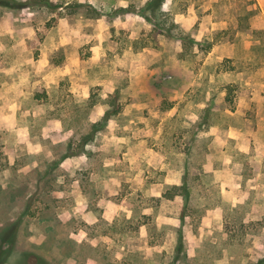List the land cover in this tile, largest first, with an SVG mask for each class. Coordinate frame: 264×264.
I'll list each match as a JSON object with an SVG mask.
<instances>
[{
    "label": "rangeland",
    "instance_id": "rangeland-1",
    "mask_svg": "<svg viewBox=\"0 0 264 264\" xmlns=\"http://www.w3.org/2000/svg\"><path fill=\"white\" fill-rule=\"evenodd\" d=\"M17 1L0 4L4 264H264V0H165L151 22L147 0Z\"/></svg>",
    "mask_w": 264,
    "mask_h": 264
},
{
    "label": "trees",
    "instance_id": "trees-1",
    "mask_svg": "<svg viewBox=\"0 0 264 264\" xmlns=\"http://www.w3.org/2000/svg\"><path fill=\"white\" fill-rule=\"evenodd\" d=\"M38 2H41L45 7H47L48 9H50L51 11H54L55 8L61 6V4H57L55 2H53L52 0H35ZM165 0H147L145 5L143 6L144 9H150V14H147L145 12H143V16L145 17L146 20L148 21H152V17L153 16H157L158 15V9L161 7V5L163 4ZM0 4L2 5H6L7 7L10 8H26L29 7V3H23L17 0H10L9 2L7 0H0ZM75 5L78 7H89L92 8V6L86 2H75ZM97 103L96 100H90L88 101V105L92 106L93 104ZM120 111V107L118 105H115L112 109H106L102 115V117L97 120V121H93L90 123V127L91 130L87 135H83V142H85V140L91 138L99 129L103 128V124L104 122H106L107 120H109L113 115H115L116 113H118ZM86 140V141H87ZM82 142V141H81ZM187 187H189V183L187 182L186 178L184 177L182 179V182L180 184H178V186H173V188L175 189H180L182 195L185 196V198L187 199L188 196V191H187ZM176 193V192H174ZM174 193L172 194H164V196L166 197H172L174 196ZM186 213L182 211V217H184ZM9 255V250L5 249L2 245H0V264H4L6 262L7 256ZM25 264H28L27 262ZM31 264V263H30ZM34 264V263H32ZM35 264H41V262H36Z\"/></svg>",
    "mask_w": 264,
    "mask_h": 264
},
{
    "label": "crops",
    "instance_id": "crops-1",
    "mask_svg": "<svg viewBox=\"0 0 264 264\" xmlns=\"http://www.w3.org/2000/svg\"><path fill=\"white\" fill-rule=\"evenodd\" d=\"M9 15H10L9 12H6L4 15H0V33L3 32V33H8L9 35H11V33L13 31L17 30V28H12L11 30H9L7 27L2 26V19H4V21H9L10 18H11ZM2 27H4V28H2ZM5 49H6L5 44H3L0 41V51H3ZM42 77H44V78L45 77H48V79H49V75L48 74L42 75ZM24 88L25 87L23 85H21L20 83H18V82H16V84L14 83L13 87L11 88L12 89L11 93H9L8 95L5 94L4 100L6 102H10L13 107H16V108H19L20 109L21 106L19 104L21 102V97H22V95L25 92ZM232 128H234V127H232ZM234 131H237L239 133V131H238L237 128H234ZM157 165H159V164H157ZM180 182H181V180L180 181H174V182H171L169 184L178 185ZM160 197H162L161 198V202H165L166 201V202H169L170 204L171 203H174L176 205L178 203L177 200L178 201H181L182 200V197L179 194H176V195H174L172 197H166V196L160 194ZM180 204H181V202H180ZM211 210L212 209L208 210V212L206 214L210 213ZM180 211H181V205L179 207V215H180ZM188 216L189 215L185 214L183 218L186 219ZM185 226L186 225H184V227ZM194 240H195L194 243L193 244H190V245H194V247L195 246L196 247H199L201 245V241H199L200 238L199 237H196ZM190 255H192V254H189L188 256H190Z\"/></svg>",
    "mask_w": 264,
    "mask_h": 264
}]
</instances>
